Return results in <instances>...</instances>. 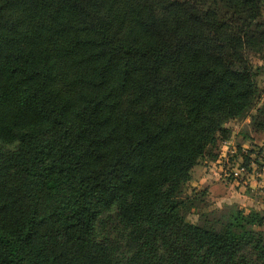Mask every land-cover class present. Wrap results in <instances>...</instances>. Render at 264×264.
I'll return each instance as SVG.
<instances>
[{
  "label": "trees",
  "instance_id": "trees-1",
  "mask_svg": "<svg viewBox=\"0 0 264 264\" xmlns=\"http://www.w3.org/2000/svg\"><path fill=\"white\" fill-rule=\"evenodd\" d=\"M253 59L264 0H0V264H264L260 212L184 220L226 124L264 130Z\"/></svg>",
  "mask_w": 264,
  "mask_h": 264
},
{
  "label": "rangeland",
  "instance_id": "rangeland-1",
  "mask_svg": "<svg viewBox=\"0 0 264 264\" xmlns=\"http://www.w3.org/2000/svg\"><path fill=\"white\" fill-rule=\"evenodd\" d=\"M253 65L261 67L257 83L264 89V63L253 59ZM254 114L252 107L240 118L229 121L226 124L229 138L207 147L193 168L184 195L197 199L194 207L184 214L187 223L210 221L213 216L225 213L230 205L245 213L253 210L264 215V130H255ZM245 155L250 160L247 163ZM201 192L204 196H200ZM96 229L100 239L120 241V230L112 217H103ZM252 229L264 234V226Z\"/></svg>",
  "mask_w": 264,
  "mask_h": 264
}]
</instances>
